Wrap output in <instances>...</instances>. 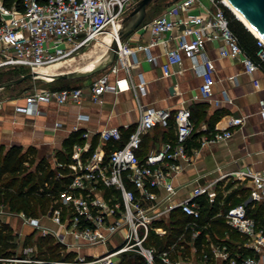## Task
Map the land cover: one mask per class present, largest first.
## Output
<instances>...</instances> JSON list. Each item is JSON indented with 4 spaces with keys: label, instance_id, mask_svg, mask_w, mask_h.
<instances>
[{
    "label": "built area",
    "instance_id": "1",
    "mask_svg": "<svg viewBox=\"0 0 264 264\" xmlns=\"http://www.w3.org/2000/svg\"><path fill=\"white\" fill-rule=\"evenodd\" d=\"M136 1L22 0L21 9L14 5L7 8L0 1V70L21 67L35 72L78 55L106 32L115 34L117 41L112 63L91 76L86 85L60 90L29 87L24 91L22 103L17 102V95L0 99V108L4 100H9L15 113L32 115L38 113L40 103H79L85 95L97 101L103 93L116 94L124 90L137 94L138 86L143 85L140 73H137L139 85L125 78H115L111 82L110 76L124 70L130 77V71L138 65L137 52H143L145 61L156 65L157 57L151 55L149 49L159 44L163 47V76L172 74V67L182 57L191 60V69L201 77L194 100L209 101L212 97L215 67L213 61L203 55L207 42L221 43V57L240 55L247 73L264 66V42L255 37L258 61L254 62L230 31L224 12L227 8L221 0H207L209 8L201 0H179L145 24L150 33L149 41L131 46L125 39L119 40L120 23ZM165 34L168 37L163 39ZM199 54L202 59L197 62ZM221 100L231 102L225 90H222ZM213 102L217 105L220 100L213 99ZM259 105L264 118V99L259 100ZM137 108L139 116L133 125L126 123L96 133L82 130V141L72 146L67 163L58 162L54 154L50 156L54 167L66 169L65 174L58 175L70 178L53 201L56 208L50 206L44 215L31 217L0 206V224L11 228L15 244L12 255L0 258V264H121L131 253L141 257V264H191L181 258L184 244L176 246L173 243L163 249L145 244L150 234L159 239L168 234L166 227L157 223L167 222L170 213L179 209L189 217L185 230L190 231L188 242L183 235L179 239L195 253L197 247L193 242L200 234V227L206 228L197 222L200 218L197 200L203 198L212 203L219 183L221 186L230 177L234 178L248 189L250 202L264 203V171L248 169L220 173L212 182L197 185L183 198H176L179 188L176 177L192 164L202 147L229 138L230 128L241 126L243 118L228 116L222 126L217 121L212 129L205 124L195 129L188 107L171 111L148 108L137 101ZM77 118L84 119L85 115ZM155 127L164 131L172 129V136L141 156L143 139ZM73 129L75 132L78 127ZM194 132H199V136L196 145L190 146ZM93 135H96V143L90 150ZM13 215H16L13 219H19L20 226L28 228L29 232L11 224L12 218L8 217ZM221 216L230 229L245 239L237 248H247L253 255H232L227 245L214 244L208 234H204L208 242L201 244L203 261L258 264L256 257L264 255V221L249 216L244 202L227 207ZM115 235L119 236V241L110 245ZM28 237L31 240L25 242ZM38 238H50L61 259L40 260ZM98 246L105 247V251L98 253ZM88 249L94 251L86 253ZM70 253L71 258L64 259Z\"/></svg>",
    "mask_w": 264,
    "mask_h": 264
},
{
    "label": "crops",
    "instance_id": "2",
    "mask_svg": "<svg viewBox=\"0 0 264 264\" xmlns=\"http://www.w3.org/2000/svg\"><path fill=\"white\" fill-rule=\"evenodd\" d=\"M201 2L210 7L207 0ZM145 24L125 39L129 45L135 46L149 41L150 33ZM167 37V34L162 36L163 39ZM220 46L219 41H211L205 43L203 48V55L212 60L215 67L211 86L212 97L209 101L193 99L201 77L191 69L189 58L182 57L181 61L172 67V74L162 75L163 47L159 44L149 49L150 54L157 57L156 65L145 61L143 52H137L138 65L132 68L130 77L124 70L110 76L111 82L115 78H125L128 82L139 85L137 73H140L143 85L138 86L137 94L124 90L116 94L103 93L97 101H92L85 95L79 103H40L37 106L38 113L32 115L15 113L12 102L4 100L0 108V145L5 148L13 145L23 149L32 147L39 157L47 156L50 159L55 151L62 148L63 141L74 132V126L78 127L75 132L88 130L96 133L103 128L119 127L126 123L133 125L139 116L137 101L148 108L171 111L182 106L190 109L198 103L203 106L196 109L202 113L201 118L196 120L197 127L202 124L207 126L208 119L216 110L223 113L219 126L225 123L228 116L243 118V122L241 126L230 128L232 134L229 138L208 144L197 152L192 164L176 177L175 183L179 185L176 198H183L197 185L212 182L220 173H236L246 169L264 171V118L260 115L259 105V100L264 99V68L260 67L247 73L242 64V57H221ZM201 59L199 54L196 61L200 62ZM90 79L84 78L76 83L84 86ZM222 90L226 91L231 102L221 100ZM24 91L19 94L18 103L23 102ZM5 98L11 97L0 96V99ZM213 99L220 100L219 104L215 105ZM78 115H85V118L78 119ZM163 131L155 127L144 137L141 156L159 146ZM94 137L96 138V135H93L91 140ZM219 205L223 207V201ZM223 212L220 209L218 215L221 216ZM10 222L14 227H20L23 232H29L28 228L20 226L19 219H11ZM118 241L119 236L115 235L109 244L115 245ZM101 249L105 251L103 246H98L96 250L101 253ZM93 251L94 249H88L85 252ZM182 251L181 258L191 264H221L213 259L203 261L200 251L193 253L190 247L187 251ZM256 258L258 264H264V255Z\"/></svg>",
    "mask_w": 264,
    "mask_h": 264
},
{
    "label": "trees",
    "instance_id": "3",
    "mask_svg": "<svg viewBox=\"0 0 264 264\" xmlns=\"http://www.w3.org/2000/svg\"><path fill=\"white\" fill-rule=\"evenodd\" d=\"M2 5L7 8L15 6L17 9H21L22 0H0ZM157 3L150 5L155 6ZM166 6H164L165 8ZM225 16L228 20V27L230 31L236 37L239 46L243 52L254 62H257L256 57V38L253 36L244 25L237 20L233 14L224 8ZM146 18V17H145ZM143 24H141L142 26ZM108 43V40H105ZM102 46L95 45L89 50H85L79 53L71 65H63L60 63L58 65L49 67L50 72L55 74L69 72L73 70H81L90 67L99 59L97 49ZM104 55L106 49L104 47ZM264 68V66H261ZM4 70V69H1ZM7 71L0 73V83L16 79L21 74H24L25 68H11L5 69ZM82 79L74 80H55L46 84V87L51 90H60L63 88H73L79 87L80 85L76 82ZM17 85L5 87L3 90H9ZM29 88V87H28ZM28 88L23 89L26 90ZM2 90V89H1ZM22 92V91H21ZM20 92V93H21ZM18 93L17 95H19ZM15 95V96H17ZM13 97V96H11ZM203 104H194L191 106L190 118L193 126L197 128V121L201 118L202 113L197 111V107H202ZM222 111H214L207 121V127L209 129L213 128V125L220 120L222 117ZM172 136V129L163 131L162 141L168 137ZM199 136V132H194L190 139V146L196 145V139ZM80 132L71 133L62 143V148L55 151L54 158L61 163H67L69 161V154L71 152L72 146L75 143L81 142ZM96 143V138L91 140L90 150H93ZM119 145V144H118ZM65 174L66 169H61L51 165L49 158L42 156L39 157L37 152L32 147H27L23 149L20 146H10L5 148L0 145V206L7 207L10 211L22 212L25 216L38 217L44 215L50 206L56 208L57 205H52L53 201L58 198L60 191L69 183V177H60L58 175ZM216 190V198L212 203H207L203 198L197 200L200 208V218L197 220L199 225H205L206 228L200 227V234L197 239L194 240L193 244L200 251L201 244L207 243L204 234L209 235V240L216 244H225L229 248L231 254L237 253L240 257L252 256L251 250L240 247L237 245H242L245 241L244 238L240 237L235 231L230 229L224 222L222 216L218 215L220 209L225 211L227 207L242 203L241 201L230 203L229 198L236 195L248 194V189L240 188L236 191L230 193L227 199H223V195L219 193L218 187ZM219 191V192H218ZM239 193V194H237ZM223 201V207L219 204ZM228 204V205H227ZM227 205V207H225ZM247 214L256 220L264 221V203H246ZM189 217L185 216L179 209L173 210L167 222H159L157 225H163L168 230V234L163 238H154L150 234L148 241L145 244H153L158 249H163L169 244L175 243L176 246L184 244L185 250L189 245L179 239L183 235L186 242L189 240L190 231L185 230V225L188 222ZM223 231V233L221 232ZM14 235L12 234L11 228L6 224H0V258L9 257L12 255V250L15 247L13 243ZM31 240L27 238L25 242ZM37 245L40 250L38 258L40 260H51V259H61V256L57 252V246L51 245L50 238L37 239ZM208 250L207 248L205 249ZM72 254H68L64 259H70ZM121 264H141V257L137 254L131 253L130 257H125Z\"/></svg>",
    "mask_w": 264,
    "mask_h": 264
},
{
    "label": "water",
    "instance_id": "4",
    "mask_svg": "<svg viewBox=\"0 0 264 264\" xmlns=\"http://www.w3.org/2000/svg\"><path fill=\"white\" fill-rule=\"evenodd\" d=\"M158 1L159 0H138L133 6V8L130 10V12L127 13L122 19L119 30L117 32L118 39L124 40L127 37H129L134 31H136L141 26L144 18L146 17L148 7L150 5L157 3ZM177 1L179 0H169L165 6L168 7ZM227 1L248 22V24L258 32V34L261 36L262 40L264 41V0H227ZM116 46H117V41L114 39L112 40L110 45H108L105 55H103V57H101L98 61H96L94 64H92L90 67L86 69L59 73V74L51 75L44 79L39 77L36 72H30L19 78L0 83V89H4L5 87L8 86L17 85L21 83L24 79H28V78L40 80L45 83H49L60 79L73 80L80 78H89L95 75L96 73L104 70L107 66H109L112 63L114 59Z\"/></svg>",
    "mask_w": 264,
    "mask_h": 264
},
{
    "label": "rangeland",
    "instance_id": "5",
    "mask_svg": "<svg viewBox=\"0 0 264 264\" xmlns=\"http://www.w3.org/2000/svg\"><path fill=\"white\" fill-rule=\"evenodd\" d=\"M138 1V0H137ZM136 1V2H137ZM169 0H161L157 5H155L154 7L153 6H149L148 9H147V13H146V18H144L142 24H145L146 22H149L151 21L153 18H155L156 16H158L165 8L164 6L166 5V3L168 2ZM201 1H204L205 0H201ZM231 12V11H230ZM129 13V12H128ZM234 16V15H233ZM93 47V46H92ZM89 50V49H88ZM84 52V51H83ZM97 52H98V56H99V59L101 57H103L104 55V51H103V48L100 47L99 49H97ZM82 53V51L80 52ZM77 56V55H75ZM76 58H70L66 61H63V65H71L73 63V61L75 60ZM98 58L96 59L97 61L99 60ZM7 70H0V73H3ZM36 73H39L41 75H53V73L50 72V69L49 68H41V69H36L35 71ZM24 74H21L19 76H15L17 78L21 77V76H24L28 73H30L29 70H25L24 72H22ZM99 73V72H98ZM97 74V73H96ZM80 79H84V78H80ZM74 80V79H73ZM46 84L45 82H42L40 80H36V79H32V78H28V79H24L20 85H17L16 87L14 88H10L9 90H6V91H3L1 90L0 92V96H7V97H11V96H15L17 95L18 93H20L23 89L25 88H28V87H39V88H45L46 87ZM195 128V127H194ZM196 129V128H195ZM47 157V156H45ZM48 158V157H47ZM51 165H53V162L51 161ZM243 184H241L240 181L234 179V178H229L227 179L224 183H222V185L220 187H218L219 189V193H221V195H223V199H227L228 195L230 193H232L233 191H236L240 188H244L242 186ZM217 193V192H216ZM239 194V193H237ZM249 194V193H248ZM248 194H244V195H236L234 197H230L229 198V202L230 203H234V202H238V201H241V202H244V203H248L250 200H249V196ZM228 205V204H227ZM227 205L225 207H227ZM223 210V209H222ZM13 219L14 217H16V215H13V216H9L8 218ZM57 231H59V228L57 229ZM221 232L223 233V231L221 230ZM224 234V233H223ZM100 252L102 253V249L100 250Z\"/></svg>",
    "mask_w": 264,
    "mask_h": 264
},
{
    "label": "bare ground",
    "instance_id": "6",
    "mask_svg": "<svg viewBox=\"0 0 264 264\" xmlns=\"http://www.w3.org/2000/svg\"><path fill=\"white\" fill-rule=\"evenodd\" d=\"M223 5H225V7H227V9L229 11H231V13L236 17L237 20H239L245 27L246 29H248L257 39H260L262 40L261 36L258 34V32L253 29L249 24L248 22L231 6V4L227 1V0H221ZM115 37V34H111L110 32H106L104 33L103 35H101L90 47H88L86 50L90 49L92 46H95V45H98V46H102L104 47L106 50H107V47L108 45H110L111 43V40L114 39ZM105 40H108L109 42L106 43ZM263 41V40H262ZM264 42V41H263ZM85 51V50H84ZM74 56H71L67 59H64V60H60L56 63H53L51 65H48V66H45V67H41V68H49V67H52V66H55V65H58L60 63H62L63 61H66L70 58H72ZM41 68H38V69H41ZM37 75L41 78H47L49 77L48 75H41L39 73H37Z\"/></svg>",
    "mask_w": 264,
    "mask_h": 264
}]
</instances>
